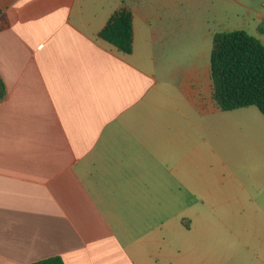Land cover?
I'll return each mask as SVG.
<instances>
[{"label":"crops","instance_id":"obj_1","mask_svg":"<svg viewBox=\"0 0 264 264\" xmlns=\"http://www.w3.org/2000/svg\"><path fill=\"white\" fill-rule=\"evenodd\" d=\"M122 8L129 54L98 37ZM205 25L146 0H0V264H255L208 212L209 153L264 164V120L214 101ZM213 218L216 250L192 232Z\"/></svg>","mask_w":264,"mask_h":264},{"label":"rangeland","instance_id":"obj_2","mask_svg":"<svg viewBox=\"0 0 264 264\" xmlns=\"http://www.w3.org/2000/svg\"><path fill=\"white\" fill-rule=\"evenodd\" d=\"M151 5L160 8L176 7L186 11L194 22H205L206 31L214 33L244 30L253 35L258 34L257 25L261 23L258 18L259 13L264 14V0H146ZM194 38V39H193ZM193 41L198 39L195 31L192 33ZM212 41L209 44L211 50ZM208 50V62L210 61V52ZM168 59L162 60V67L167 65ZM250 113L257 118L264 120L263 115L256 107H250ZM232 118L243 117L238 113H226ZM234 131L232 130L231 133ZM226 149L228 157L224 159L226 166L216 158L212 152L209 153V165L214 171L210 170L209 184L210 189L215 195V201L209 205L210 214H218L222 218L225 229L224 232H240L243 243L254 244L256 255L253 253L245 256L251 258L252 263L264 264V164L250 165L241 156L233 150V146ZM210 151V150H209ZM244 185L246 191L240 189ZM251 193L255 190V196L259 206H254L249 201L248 189ZM181 206H176L179 212ZM213 218L206 222L203 227L201 224L193 222L192 232H208V246L215 248L217 239L218 223ZM186 232L177 220V231ZM232 238L223 237V244L227 246ZM241 243V246L243 245ZM210 260H215V251ZM248 260V259H247Z\"/></svg>","mask_w":264,"mask_h":264},{"label":"trees","instance_id":"obj_3","mask_svg":"<svg viewBox=\"0 0 264 264\" xmlns=\"http://www.w3.org/2000/svg\"><path fill=\"white\" fill-rule=\"evenodd\" d=\"M98 37L121 53H131V11L125 8L116 11ZM210 76L213 99L222 111L256 107L264 117V45L257 37L244 30L215 33L210 55ZM32 264L64 262L60 257H51Z\"/></svg>","mask_w":264,"mask_h":264}]
</instances>
